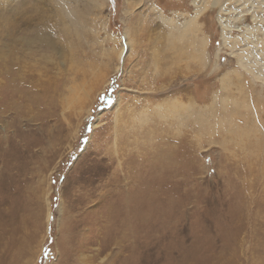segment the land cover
Masks as SVG:
<instances>
[{"label":"rangeland","instance_id":"1","mask_svg":"<svg viewBox=\"0 0 264 264\" xmlns=\"http://www.w3.org/2000/svg\"><path fill=\"white\" fill-rule=\"evenodd\" d=\"M0 264H264V0H0Z\"/></svg>","mask_w":264,"mask_h":264},{"label":"bare ground","instance_id":"2","mask_svg":"<svg viewBox=\"0 0 264 264\" xmlns=\"http://www.w3.org/2000/svg\"><path fill=\"white\" fill-rule=\"evenodd\" d=\"M57 2H58V0H57ZM59 5H61V3H60ZM35 10H36V9H35ZM37 10H38V9H37ZM63 12H64V11H63ZM61 19H62V18H61ZM61 19H60V20H61ZM60 20H59V21H60ZM193 21H194V19L190 20L189 22H188V20H187V22H188V26H189V27H193V26H194V22H193ZM60 23H61V22H60ZM63 23H64V22H63ZM184 24H185V23H184ZM62 25H63V24H62ZM64 25H65V24H64ZM178 25H179V24H178ZM185 25H186V24H185ZM185 25H184V26H185ZM186 26H187V25H186ZM186 26H185V27H186ZM59 27H60V26H59ZM62 27H63V26H62ZM178 27H179V26H178ZM178 27H177V28H178ZM180 27H181V26H180ZM180 27H179V28H180ZM60 28H61V27H60ZM183 28H184V27H183ZM185 29H186V28H185ZM187 30H188V29H187ZM77 31H78V30H77ZM65 33H66V32H65ZM67 34H68V33H67ZM43 35H44V34H43ZM49 35H50V34H49ZM45 36H47V35L45 34ZM48 37H50V36H48ZM48 37H47V38H48ZM62 37H63V36H62ZM62 39H63V38H62ZM43 40H44V39H43ZM47 40H48V39H47ZM47 40H44V41L46 42ZM50 40H51V39H50ZM59 40H60V39H59ZM52 41H53V40H51V43H52ZM223 41H224V43H225V40H224V39H223ZM68 42H69V41H68ZM54 44H55V43H54ZM51 45H53V44H51ZM49 47H50V46H49ZM68 47H69V46H68ZM154 47H155V48H158V46H156V45H155ZM65 49H66V48H65ZM196 49H197V48H196ZM60 50H61V49H60ZM60 53H62V52H60ZM70 53H71V52H70ZM120 53H121V51H120ZM120 53H119V55H120ZM199 54L201 55V57H203V56L205 55V53L202 52V51H201V53H199ZM62 55H63V54H62ZM72 57H73V56H72ZM204 57H205V56H204ZM215 57H217V53H216ZM160 58H161V57H159V59H160ZM159 59H158V60H159ZM239 60H240V59L237 57V61H239ZM172 62H173L174 64L177 63L176 59H170V63H172ZM165 64H167V63H165ZM215 64H216V62H215ZM160 67H161V66H160ZM162 67H163V68H168V66H163V65H162ZM161 69H162V68H161ZM8 83H9V82H8ZM12 83H13V82H12ZM10 85H11V84H10ZM32 88H33V87H32ZM30 91H31V90H30ZM28 93H29V90H28ZM31 93H33V92H31ZM31 93H29V94L31 95ZM51 94H52V93H51ZM32 96H33V95H32ZM224 100L226 101L227 99L224 98ZM172 105H175V103L172 102ZM188 105H189L190 107H193V105H191V104H188ZM31 116H32V115H31ZM14 117H15V116H14ZM199 118H200V117H199ZM229 125H230V124H229ZM204 128H205V127H204ZM153 131H154V130H153ZM228 132H229V131H228ZM232 132H236V133H237V130H236V129L230 130V133H232ZM168 133H169V132H168ZM174 135H175V134H174ZM174 135H173V136H174Z\"/></svg>","mask_w":264,"mask_h":264},{"label":"snow or ice","instance_id":"3","mask_svg":"<svg viewBox=\"0 0 264 264\" xmlns=\"http://www.w3.org/2000/svg\"><path fill=\"white\" fill-rule=\"evenodd\" d=\"M161 2H163V0H161Z\"/></svg>","mask_w":264,"mask_h":264}]
</instances>
